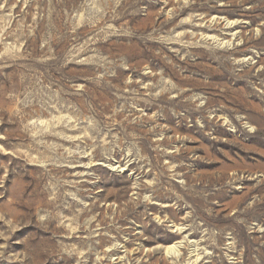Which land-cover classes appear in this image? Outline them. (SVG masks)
Returning <instances> with one entry per match:
<instances>
[{"label":"rangeland","instance_id":"1","mask_svg":"<svg viewBox=\"0 0 264 264\" xmlns=\"http://www.w3.org/2000/svg\"><path fill=\"white\" fill-rule=\"evenodd\" d=\"M0 264H264V0H0Z\"/></svg>","mask_w":264,"mask_h":264}]
</instances>
